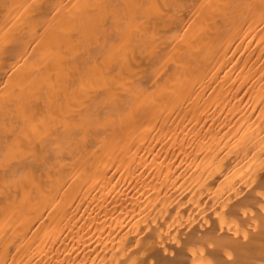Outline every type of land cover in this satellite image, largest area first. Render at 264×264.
<instances>
[{"label":"bare ground","instance_id":"obj_1","mask_svg":"<svg viewBox=\"0 0 264 264\" xmlns=\"http://www.w3.org/2000/svg\"><path fill=\"white\" fill-rule=\"evenodd\" d=\"M0 264H264V0H0Z\"/></svg>","mask_w":264,"mask_h":264}]
</instances>
